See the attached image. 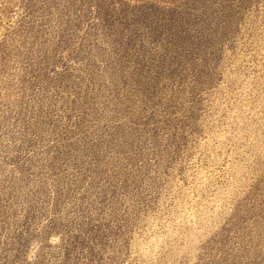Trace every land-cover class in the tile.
<instances>
[{
    "label": "rangeland",
    "instance_id": "rangeland-1",
    "mask_svg": "<svg viewBox=\"0 0 264 264\" xmlns=\"http://www.w3.org/2000/svg\"><path fill=\"white\" fill-rule=\"evenodd\" d=\"M0 264H264V0H0Z\"/></svg>",
    "mask_w": 264,
    "mask_h": 264
}]
</instances>
